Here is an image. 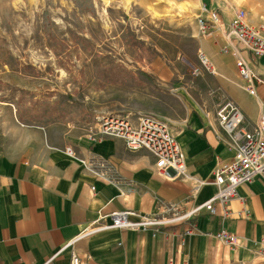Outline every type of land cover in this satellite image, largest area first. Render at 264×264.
Listing matches in <instances>:
<instances>
[{
  "label": "crops",
  "instance_id": "0c3cea01",
  "mask_svg": "<svg viewBox=\"0 0 264 264\" xmlns=\"http://www.w3.org/2000/svg\"><path fill=\"white\" fill-rule=\"evenodd\" d=\"M189 2L199 7L188 8L185 17L197 20L206 6L218 8L225 25L237 18L230 0ZM250 24L259 26L264 20L255 18ZM198 29L190 33L197 57L204 53L214 74L197 76L201 86L196 97H189L185 120H167L186 156L183 178L161 176L152 156L130 150L121 139L89 141L85 126H23L12 111L0 112V264L50 259L52 264H71L73 255L81 264H264V176L238 189L226 218L202 211L192 221L162 228L157 236L119 229L84 233L101 215L131 210L164 216L169 208L185 213L207 202L217 191L215 172L235 154L219 126V106L233 102L246 116L248 130L259 123L264 83L248 90L235 59L224 52L228 44L222 35L203 36ZM246 57L264 80V56ZM197 59L188 58L192 69L199 68ZM221 229L238 238L235 248L215 238Z\"/></svg>",
  "mask_w": 264,
  "mask_h": 264
},
{
  "label": "rangeland",
  "instance_id": "374dc122",
  "mask_svg": "<svg viewBox=\"0 0 264 264\" xmlns=\"http://www.w3.org/2000/svg\"><path fill=\"white\" fill-rule=\"evenodd\" d=\"M230 1L235 19L264 20V0ZM168 7L0 0V112L12 111L23 126L88 131L104 115L185 120L201 86L188 61L198 58L190 33L199 26L183 15L189 10Z\"/></svg>",
  "mask_w": 264,
  "mask_h": 264
},
{
  "label": "built area",
  "instance_id": "2783aa9c",
  "mask_svg": "<svg viewBox=\"0 0 264 264\" xmlns=\"http://www.w3.org/2000/svg\"><path fill=\"white\" fill-rule=\"evenodd\" d=\"M200 33L211 36L219 32L227 42L225 53L235 59L238 74L248 82V90L253 91L256 84L264 83L256 74L246 57L254 59L264 56V24L253 26L242 19H234L225 25L220 13L215 9L201 7V15L197 18ZM200 68L194 69L195 76L203 71L214 74L211 60L204 54L198 55ZM220 128L229 136L230 147L235 151L230 163L217 170L212 180L217 187L215 195L188 212L181 213L169 208L164 216L143 215L135 211L124 210L103 216L84 231L86 235L100 231L119 229L152 233L157 236L161 229L169 225L189 222L202 211L211 215L229 216L228 204L238 198V189L253 183L264 176V111L259 123L252 130L244 127L246 116L230 101L222 103L216 113ZM104 138L123 140L132 151H144L152 156L159 174L167 179H180L187 172L186 156L177 138L172 134L170 124L161 118L149 114L137 116L104 115L97 118V123L88 133V140L96 142ZM72 149L67 152L72 154ZM109 219V224L102 220ZM194 228L188 229L190 235ZM215 238L230 247L238 245V238L225 229L216 233ZM52 259L44 264H52ZM71 264H81L78 256L73 255Z\"/></svg>",
  "mask_w": 264,
  "mask_h": 264
},
{
  "label": "clouds",
  "instance_id": "9594fccd",
  "mask_svg": "<svg viewBox=\"0 0 264 264\" xmlns=\"http://www.w3.org/2000/svg\"><path fill=\"white\" fill-rule=\"evenodd\" d=\"M128 3H132L133 0H127ZM136 2L140 3L141 0H136ZM157 2H164L169 7L166 9V13L170 14L174 9H178L179 12L177 14H180L181 12L187 10L188 8H195L199 7L198 3H190L189 0H183V2H177V0H157ZM146 7L149 8V11L152 12L154 17L159 18L161 17L160 12H153L151 6L145 5Z\"/></svg>",
  "mask_w": 264,
  "mask_h": 264
}]
</instances>
